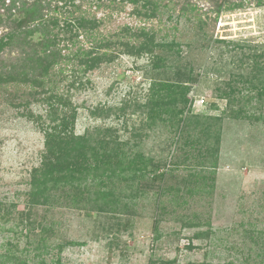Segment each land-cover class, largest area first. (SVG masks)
<instances>
[{
	"label": "rangeland",
	"instance_id": "rangeland-1",
	"mask_svg": "<svg viewBox=\"0 0 264 264\" xmlns=\"http://www.w3.org/2000/svg\"><path fill=\"white\" fill-rule=\"evenodd\" d=\"M73 5H81V11L72 12ZM212 11L210 0H67L54 15L51 29L59 47H69L65 54L97 49L100 40L108 46V54L102 50L97 66L85 72L89 82L84 78L71 89L78 109L75 134L95 139L100 132L103 141L124 143V166L135 155L154 163H178L166 168L173 171L163 186L171 192L161 198L165 212L157 224L158 240L154 190L120 201L114 212L130 217L116 227L118 233L114 228L102 234V226L116 219L106 216V223L95 213L88 219L63 208L49 217L62 227L55 245L69 243L60 255L62 264H149L150 259L156 264H264V104L255 99L236 103L221 94L240 92L237 100L256 92L251 84L264 85V75L255 81L252 70L264 68L263 59L257 58L264 53V0H229L217 17ZM78 16L84 17L82 23ZM162 56L177 66L154 69ZM166 78L169 84L185 86L186 98L193 101L186 105L189 112L176 117L190 118L189 125L192 115L200 120L180 140V123L175 131L148 117L150 102L157 99L152 88L156 91L158 81ZM5 99L0 96V200L18 203L22 210L25 197L19 201L16 196L30 191L28 174L43 143L34 121L45 120V105L31 102L27 109L34 118H29L28 110L9 106ZM201 99L203 106H197ZM124 170L119 178H90V193L112 185L124 195H137L138 178ZM36 211L40 217L42 208ZM3 240L0 235V244Z\"/></svg>",
	"mask_w": 264,
	"mask_h": 264
},
{
	"label": "trees",
	"instance_id": "trees-1",
	"mask_svg": "<svg viewBox=\"0 0 264 264\" xmlns=\"http://www.w3.org/2000/svg\"><path fill=\"white\" fill-rule=\"evenodd\" d=\"M52 2L53 0H46L42 3L41 0H37L29 5L22 4L23 15L18 19L16 28L17 30L22 29L17 35V45L19 52L25 57L15 61H0V96L3 94L6 96L5 100L9 106L18 110L20 108L24 111L28 110L29 118H34V115L27 109L31 102L44 104L46 117L44 121L40 120L41 117H36L38 120H33L40 132L43 133V143L38 163L31 168L28 174L29 178L26 183L30 187V191L16 196V200L19 201L22 196L25 197V200L22 201L23 209H17L18 203H5L0 200V235L4 236V240L0 244V264H62L60 255L64 248L69 246V243L62 242L55 245V241L60 240L62 227H59L57 221L49 218L50 215L57 214V211L59 212L63 208L71 212L77 211L81 216L84 214L88 219L95 213L98 218L103 216L106 223H110L109 219L117 220L107 226L103 225L102 234L112 232L114 228L116 229L114 232L118 233L119 230L116 227L120 228L121 225H126L130 217L114 212L120 206V201L122 199L136 200L142 198V195L145 197L148 190H154L158 195L153 203L155 209L159 211L156 214L158 217H154L156 224L153 227L154 240H158L160 235H157V224L165 212L164 202L161 198L171 192L168 191L169 188L163 186L166 175L173 171H166V168L169 165L172 166V169L178 166L176 161L163 164L154 163L144 159L141 155L133 156L132 161L127 162L124 166L123 161L127 158L120 149L125 145L124 143L112 140L103 141L99 139L102 138L100 132L97 133L98 138L95 139L85 136V134L83 136L75 134L73 129L78 109L73 106L72 97L74 94L71 89L74 88L77 81L81 83L82 79L89 78L84 77L85 72L93 70L97 66L102 50H105L104 56L108 54V46L103 40H100L101 44L97 49L78 48L74 53L65 54L64 52L69 50V47H59L51 29L55 23L52 21V17L47 18V14H53L58 10V5L52 4ZM210 2L213 3L214 11L212 12L216 14V17L223 8L229 5V0H210ZM44 10H48V12L44 14ZM192 10H195V7ZM183 11L184 8H182ZM45 16L47 20L44 18ZM144 30V28L141 29L142 32ZM88 32L92 31L88 30L87 34ZM89 35L94 39L90 33ZM164 45L160 46L165 47ZM78 58L80 59L78 60ZM257 58L264 61V53L259 54ZM171 60L162 56L159 63L154 64V69H170L177 66L175 60ZM252 70L255 72V81H258V76L264 75V68L254 67ZM87 81L89 82V79ZM172 83L174 82L169 84V80L166 78L165 81H158L156 91H154V87L152 88V97L157 99L150 102L148 117L150 121L156 119L163 126L175 127V131L177 123H180L181 130L178 135L180 140L185 131L192 125H198L200 120L192 115L193 122L189 125L187 122L190 118L176 117L184 114L185 111L189 112L186 105L192 104L193 101L186 98L189 91L185 86L178 82ZM260 84H251V88L256 92L249 96L243 95L237 100L236 97L240 92L222 90L221 94L233 98L236 103L255 99L264 104V85ZM79 86H83V84H79ZM195 102L197 106L204 104L202 99ZM178 103L183 106L180 110H171V108L169 110L167 107ZM240 109L235 115L242 112L243 108ZM231 115L233 114L231 113ZM109 144L112 147L107 151ZM185 144L183 143V145ZM124 167L127 168V171L134 172L133 180L137 178L139 180L136 181L138 183L136 191L139 190L137 195H124L112 185L106 190L95 189L90 193L89 186L92 183L89 185L86 183L90 178L103 177V175H106L108 179L119 178V175L125 172ZM147 176L148 178L145 179ZM120 180L128 183L132 179L122 177ZM95 183L100 188L107 186L105 182ZM176 192L179 193L180 190ZM37 208H42L43 212L40 217L36 215ZM6 235L10 237L6 238ZM201 236L198 238H204ZM24 240L21 247V242ZM189 248H191L190 244ZM241 252L243 251L241 250ZM248 255L250 256V254ZM246 262L248 264L249 261ZM255 263L261 264L260 261H255ZM149 264L156 263L150 259ZM160 264H178V262L173 260ZM194 264L210 263L202 261Z\"/></svg>",
	"mask_w": 264,
	"mask_h": 264
},
{
	"label": "flooded vegetation",
	"instance_id": "flooded-vegetation-1",
	"mask_svg": "<svg viewBox=\"0 0 264 264\" xmlns=\"http://www.w3.org/2000/svg\"><path fill=\"white\" fill-rule=\"evenodd\" d=\"M34 1L28 2L27 0H0V29L5 30L4 32H0V61H15L18 59H23V57H25L20 52V54H17V51L19 49L17 45V35L22 31V29L17 30L16 24L18 22V19L23 15V12L21 11L22 4L25 3L26 5H29ZM41 1L42 3L46 2V0ZM64 2L65 1L62 2L53 0L52 4L56 3L58 5V10L53 14H47V18L49 19V17H52V21L55 22L56 16L54 15L58 14L59 9L64 5ZM211 4L213 6L212 2ZM72 9V12L81 11V5H73ZM47 12L48 10L43 11L44 14ZM68 15L70 16V13H68ZM44 18L47 20L46 16ZM82 18L84 17L78 16V20L80 23H82ZM95 23L97 24V22ZM5 50L8 52V54L3 55V53L1 52ZM13 52L16 54L15 56H13Z\"/></svg>",
	"mask_w": 264,
	"mask_h": 264
}]
</instances>
